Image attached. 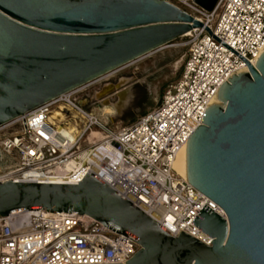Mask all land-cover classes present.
<instances>
[{
	"label": "water",
	"instance_id": "water-1",
	"mask_svg": "<svg viewBox=\"0 0 264 264\" xmlns=\"http://www.w3.org/2000/svg\"><path fill=\"white\" fill-rule=\"evenodd\" d=\"M216 1L194 0L206 10ZM201 26L167 0H0V125ZM204 29L248 66L217 88L186 140L187 181L227 218L204 204L192 219L210 245L172 236L92 172L78 183L0 182V214H87L138 242L125 264H264V51L252 65Z\"/></svg>",
	"mask_w": 264,
	"mask_h": 264
},
{
	"label": "built area",
	"instance_id": "built-area-1",
	"mask_svg": "<svg viewBox=\"0 0 264 264\" xmlns=\"http://www.w3.org/2000/svg\"><path fill=\"white\" fill-rule=\"evenodd\" d=\"M167 1L202 26L180 36L187 46L181 71L155 106L113 129L89 91L115 71L47 100L0 125V182L78 183L92 172L172 236L182 231L210 245L212 238L192 219L204 204L224 219L226 214L172 164L202 124L217 88L231 74L248 71L244 61L204 28L255 65L264 51V0H217L211 10L194 0ZM61 107L63 116L50 120L52 110ZM92 129L101 133L95 141L88 138ZM82 141L87 144L81 146ZM139 247L76 211L38 208L0 214V264H125Z\"/></svg>",
	"mask_w": 264,
	"mask_h": 264
},
{
	"label": "rangeland",
	"instance_id": "rangeland-1",
	"mask_svg": "<svg viewBox=\"0 0 264 264\" xmlns=\"http://www.w3.org/2000/svg\"><path fill=\"white\" fill-rule=\"evenodd\" d=\"M184 41V38L178 37L131 60L126 63L127 65L115 71L105 80L106 82L102 81L90 89L89 94L97 99V108L102 106L103 98L114 101L117 91L122 86L129 89L128 101L120 112L104 113L109 118L108 123L113 129L130 124L140 114L155 106L166 85L174 81L181 71L183 57L187 50ZM122 77L129 79L127 83L118 89H113V92L106 93L104 97H95L97 91L99 92L105 84H116ZM98 111L101 112L99 108ZM92 136L93 132H90L89 140ZM86 144V141H82L81 146Z\"/></svg>",
	"mask_w": 264,
	"mask_h": 264
},
{
	"label": "bare ground",
	"instance_id": "bare-ground-1",
	"mask_svg": "<svg viewBox=\"0 0 264 264\" xmlns=\"http://www.w3.org/2000/svg\"><path fill=\"white\" fill-rule=\"evenodd\" d=\"M164 45V44H163ZM162 46V45H161ZM160 47V46H159ZM130 62V61H129ZM128 63V62H127ZM126 64V63H125ZM123 64V65H125ZM123 65L119 66V67H116L112 70H109L97 77H100V76H105L107 75L108 73H112L114 71H116L117 69H119L120 67H122ZM95 77V78H97ZM93 78V79H95ZM129 79L127 77H122L121 79H119L118 83L116 84H105L102 89L97 93L95 94V97L96 98H100V97H104L106 95V93L112 91L113 89H118L119 87H121L122 85H124L125 83H127ZM106 82V81H105ZM104 83V82H103ZM112 83V82H111ZM115 83V82H114ZM102 84V83H101ZM77 87V86H76ZM97 90V89H96ZM113 92V91H112ZM130 95V91L128 88L122 86L121 89H119L116 93V99L114 101H111L110 99L108 98H103L101 103H102V106L101 107H98L99 110L101 111L100 113L104 116L105 114L104 113H111V112H120L121 108L126 104V102L128 101V97ZM214 103H219V100L216 98V100L214 101ZM103 111V113H102ZM60 116H63V108H59V109H54L52 110L51 112V115L49 117L50 120H54L55 118L58 119V117ZM60 128V127H59ZM61 130L64 131L63 127H61ZM91 132H93V140H97L101 137V133L95 129H92ZM66 134L73 138V135L69 132H66ZM91 140V139H90ZM172 167L179 173L181 174L182 176L184 177H187L186 175V159H185V149H181L177 155H176V158L174 159L173 161V164H172Z\"/></svg>",
	"mask_w": 264,
	"mask_h": 264
},
{
	"label": "flooded vegetation",
	"instance_id": "flooded-vegetation-1",
	"mask_svg": "<svg viewBox=\"0 0 264 264\" xmlns=\"http://www.w3.org/2000/svg\"><path fill=\"white\" fill-rule=\"evenodd\" d=\"M94 91H95V89H94ZM94 93V92H93Z\"/></svg>",
	"mask_w": 264,
	"mask_h": 264
}]
</instances>
